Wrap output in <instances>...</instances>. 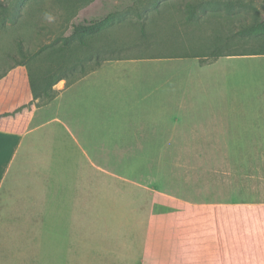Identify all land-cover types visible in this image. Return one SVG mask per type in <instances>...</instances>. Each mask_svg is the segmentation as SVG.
<instances>
[{"label":"crops","instance_id":"1","mask_svg":"<svg viewBox=\"0 0 264 264\" xmlns=\"http://www.w3.org/2000/svg\"><path fill=\"white\" fill-rule=\"evenodd\" d=\"M235 57L109 59L42 106L13 65L0 77V264H264L253 222L133 223L131 252L118 196L50 172L57 149L91 165L95 130H264V54L260 71Z\"/></svg>","mask_w":264,"mask_h":264},{"label":"rangeland","instance_id":"2","mask_svg":"<svg viewBox=\"0 0 264 264\" xmlns=\"http://www.w3.org/2000/svg\"><path fill=\"white\" fill-rule=\"evenodd\" d=\"M111 13L113 23L92 47H64L62 37L75 25ZM261 19L264 0H0V72L16 63L10 54L42 78L56 72L70 80L108 58L199 54L208 61L220 53H258L264 37L237 31ZM260 55H237L232 63L259 69ZM94 138L91 165L79 152L64 160L57 149L50 172L86 177L88 189L118 196L131 252V236L140 233L133 223L264 224V130H95Z\"/></svg>","mask_w":264,"mask_h":264},{"label":"trees","instance_id":"3","mask_svg":"<svg viewBox=\"0 0 264 264\" xmlns=\"http://www.w3.org/2000/svg\"><path fill=\"white\" fill-rule=\"evenodd\" d=\"M194 13V8L190 5L188 8V18H192ZM114 21V14H108L104 17L92 19L88 21L87 23L78 24L74 26V30L69 35L62 37V42L64 47H71L73 45H76L77 43L80 46H84L86 48L92 47V40L101 34L108 26H110ZM237 33L239 35L249 36V37H264V19L261 20H255L249 23H244L241 25V27L238 29ZM18 49H19V55H25V48L23 46V42L19 40L18 42ZM96 55V53H94ZM92 54V55H94ZM248 54H264V48L262 51L258 53H220L213 56L212 60L205 61L204 56L199 54H187V55H178L177 57H199L201 59L202 64H207L214 62L218 60L220 57L223 56H229V55H248ZM10 57L17 60L16 63L10 65L6 70L3 72H0V77H2L4 74L7 73V71L13 66V65H25L29 72V79H30V85L31 90L33 93V101L32 103L36 104L37 106H42L50 101H52L58 94L59 90L55 88V85L58 84L61 80L65 79L66 85H70L73 82L77 81L87 73H89L92 70L97 69L100 67L104 61L109 59H122V58H108L103 59L97 65L94 67L88 69L87 71L83 72L81 75L73 78L68 79L67 76L57 74L56 72H50L48 76H44L43 78L35 73V71L32 69V67L24 61L18 60V56L16 54H10ZM157 57V56H155ZM165 57H172V56H165ZM83 61L80 60L78 64H81ZM77 64V63H76ZM76 64L74 66H70L69 68H75ZM29 106V105H28ZM26 106L19 107L14 112L6 113V114H15L17 112L22 111V109ZM2 115H0L1 117Z\"/></svg>","mask_w":264,"mask_h":264},{"label":"clouds","instance_id":"4","mask_svg":"<svg viewBox=\"0 0 264 264\" xmlns=\"http://www.w3.org/2000/svg\"><path fill=\"white\" fill-rule=\"evenodd\" d=\"M49 19L51 20L52 18H51V17H49Z\"/></svg>","mask_w":264,"mask_h":264}]
</instances>
